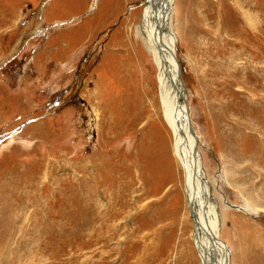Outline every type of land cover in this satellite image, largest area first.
<instances>
[{
	"label": "rangeland",
	"instance_id": "rangeland-1",
	"mask_svg": "<svg viewBox=\"0 0 264 264\" xmlns=\"http://www.w3.org/2000/svg\"><path fill=\"white\" fill-rule=\"evenodd\" d=\"M140 1L0 0V264H199ZM195 4L196 47L168 40L197 153L253 211L224 210L223 251L264 264V0Z\"/></svg>",
	"mask_w": 264,
	"mask_h": 264
},
{
	"label": "bare ground",
	"instance_id": "bare-ground-1",
	"mask_svg": "<svg viewBox=\"0 0 264 264\" xmlns=\"http://www.w3.org/2000/svg\"><path fill=\"white\" fill-rule=\"evenodd\" d=\"M140 2L142 14L135 29L145 49L140 52L146 57L150 56L154 67L157 68L160 107L172 133V150L183 174L185 202L188 215L190 214L194 224L193 248L197 253L199 264H231V256L223 251L225 245L220 239L224 224L222 213L230 208L248 214L253 211H250L249 207L231 205L226 201L224 205L223 200L214 198L208 187V180L201 166L202 160L200 161L197 153L199 136L191 125L188 115V94L182 79V66L173 45L168 40V28L174 19L181 45L188 44L191 49L196 47L197 32L189 21L190 13L187 10L190 6V11L193 13L192 9L196 8L195 0H141ZM245 18L248 24L255 25L253 15L246 14ZM187 38L189 42H186Z\"/></svg>",
	"mask_w": 264,
	"mask_h": 264
}]
</instances>
